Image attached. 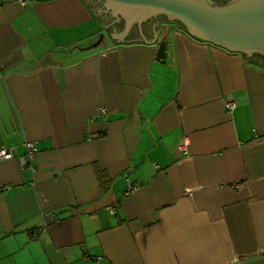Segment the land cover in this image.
Wrapping results in <instances>:
<instances>
[{"label":"crops","instance_id":"crops-1","mask_svg":"<svg viewBox=\"0 0 264 264\" xmlns=\"http://www.w3.org/2000/svg\"><path fill=\"white\" fill-rule=\"evenodd\" d=\"M125 22L0 0V264H264V58Z\"/></svg>","mask_w":264,"mask_h":264},{"label":"water","instance_id":"water-1","mask_svg":"<svg viewBox=\"0 0 264 264\" xmlns=\"http://www.w3.org/2000/svg\"><path fill=\"white\" fill-rule=\"evenodd\" d=\"M103 1L114 16L126 21L124 30L110 34L111 37L122 38L132 23L139 26L152 17L165 15L169 23L178 20L183 29L197 39L248 56L264 55V0H228L223 3L210 0ZM98 43L99 40L95 45ZM165 52L166 44L161 40L156 58L163 60Z\"/></svg>","mask_w":264,"mask_h":264},{"label":"built area","instance_id":"built-area-1","mask_svg":"<svg viewBox=\"0 0 264 264\" xmlns=\"http://www.w3.org/2000/svg\"><path fill=\"white\" fill-rule=\"evenodd\" d=\"M16 1H18L21 5L27 4V0H16ZM235 106H236V103L234 101H226V100L224 101V108L226 110H232ZM187 146H188V138L183 137L181 143L178 145V150L181 152H187ZM38 151H39V147L37 146L35 141H25L24 142V153L17 157H14L9 147L5 145H0V159L15 158L18 169L20 171H24L27 168L32 169V166H33L32 162ZM126 183H127L128 191H133L136 189V185L132 183L130 177H126ZM109 211L113 212L112 207H109ZM93 259H99V257H95Z\"/></svg>","mask_w":264,"mask_h":264},{"label":"flooded vegetation","instance_id":"flooded-vegetation-1","mask_svg":"<svg viewBox=\"0 0 264 264\" xmlns=\"http://www.w3.org/2000/svg\"><path fill=\"white\" fill-rule=\"evenodd\" d=\"M211 2H219V3H223V2H225V1H228V0H210ZM155 17H160V18H162V19H164V20H167V17L165 16V15H157V16H155ZM153 18V17H152ZM151 19V18H150ZM149 20V19H148ZM147 20V21H148ZM174 24H176L177 26H180V27H182L183 28V25L178 21V20H175L174 21ZM251 57H257V58H264V55H261V54H253V55H251Z\"/></svg>","mask_w":264,"mask_h":264}]
</instances>
